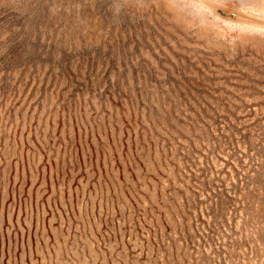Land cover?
Masks as SVG:
<instances>
[{
  "label": "rangeland",
  "instance_id": "374dc122",
  "mask_svg": "<svg viewBox=\"0 0 264 264\" xmlns=\"http://www.w3.org/2000/svg\"><path fill=\"white\" fill-rule=\"evenodd\" d=\"M0 264H264V0H0Z\"/></svg>",
  "mask_w": 264,
  "mask_h": 264
}]
</instances>
